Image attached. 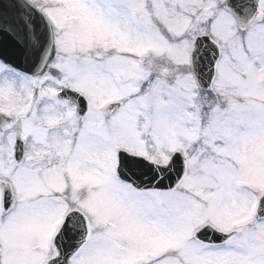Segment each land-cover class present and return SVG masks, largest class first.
I'll return each mask as SVG.
<instances>
[{"label":"snow or ice","instance_id":"obj_1","mask_svg":"<svg viewBox=\"0 0 264 264\" xmlns=\"http://www.w3.org/2000/svg\"><path fill=\"white\" fill-rule=\"evenodd\" d=\"M0 264H264V0H0Z\"/></svg>","mask_w":264,"mask_h":264}]
</instances>
